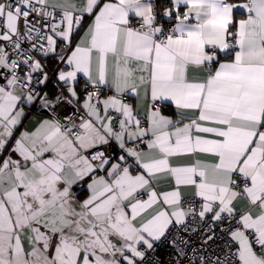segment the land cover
I'll list each match as a JSON object with an SVG mask.
<instances>
[{
    "label": "snow or ice",
    "instance_id": "snow-or-ice-1",
    "mask_svg": "<svg viewBox=\"0 0 264 264\" xmlns=\"http://www.w3.org/2000/svg\"><path fill=\"white\" fill-rule=\"evenodd\" d=\"M162 241L264 264V0H0V264Z\"/></svg>",
    "mask_w": 264,
    "mask_h": 264
},
{
    "label": "built area",
    "instance_id": "built-area-1",
    "mask_svg": "<svg viewBox=\"0 0 264 264\" xmlns=\"http://www.w3.org/2000/svg\"><path fill=\"white\" fill-rule=\"evenodd\" d=\"M51 62V61H50ZM51 67V66H50ZM55 84V77L52 76L50 79V82L48 84V90L50 86H54ZM197 238L193 237V240L195 241ZM155 257H158L163 261V264H168V260L171 258L172 250L168 243L166 241H162L159 246V250L155 253H153Z\"/></svg>",
    "mask_w": 264,
    "mask_h": 264
},
{
    "label": "crops",
    "instance_id": "crops-1",
    "mask_svg": "<svg viewBox=\"0 0 264 264\" xmlns=\"http://www.w3.org/2000/svg\"><path fill=\"white\" fill-rule=\"evenodd\" d=\"M52 63H53V64H52ZM54 65H55V64H54V61H51V62H50V66H51L52 68H54V67H55ZM51 87H53V86H50V87H49V90H50ZM38 111H39L38 108H36V107L33 108L30 117L25 121V126H26V127H31V126H32V121H34L35 119H38V118H39L38 115H37Z\"/></svg>",
    "mask_w": 264,
    "mask_h": 264
},
{
    "label": "trees",
    "instance_id": "trees-1",
    "mask_svg": "<svg viewBox=\"0 0 264 264\" xmlns=\"http://www.w3.org/2000/svg\"><path fill=\"white\" fill-rule=\"evenodd\" d=\"M52 64H53V63H52ZM54 66H55V65H54ZM54 90H55L54 87H51V88H50V91H54Z\"/></svg>",
    "mask_w": 264,
    "mask_h": 264
}]
</instances>
